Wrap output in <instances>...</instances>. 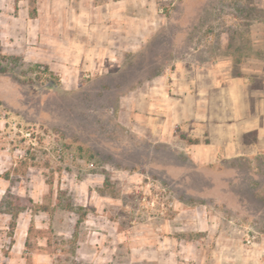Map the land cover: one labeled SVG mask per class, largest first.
I'll use <instances>...</instances> for the list:
<instances>
[{
  "label": "rangeland",
  "instance_id": "rangeland-1",
  "mask_svg": "<svg viewBox=\"0 0 264 264\" xmlns=\"http://www.w3.org/2000/svg\"><path fill=\"white\" fill-rule=\"evenodd\" d=\"M37 2L0 0V17L34 16ZM156 26L144 49L125 53L106 76L84 77L76 87L45 64L35 68L25 60L26 65L0 73V264H171L164 255L136 262V232L149 233L146 225L136 226L149 220L163 228L182 209L207 208L223 230L242 233L236 221H249L257 232L255 244L264 246V165L210 166L207 178L181 172L182 166H194L182 154L136 138V113L130 109L138 104L134 91L176 71L198 48L204 49L196 53L203 62L218 53L264 60V0H158ZM222 42H230V48L220 50ZM27 130L35 131V140L23 137ZM58 146L74 159L59 160ZM148 179L173 191L176 210L166 218L143 208L140 187ZM79 187L97 190L94 204L82 206ZM60 193H66L63 206ZM10 195L46 210L28 207L12 229V217L1 211ZM213 196H237L249 209L233 213L218 206L219 199L201 198ZM68 203L74 211L64 209ZM117 234L127 239L117 242Z\"/></svg>",
  "mask_w": 264,
  "mask_h": 264
},
{
  "label": "crops",
  "instance_id": "crops-1",
  "mask_svg": "<svg viewBox=\"0 0 264 264\" xmlns=\"http://www.w3.org/2000/svg\"><path fill=\"white\" fill-rule=\"evenodd\" d=\"M157 1L38 0L34 16L0 17V41L9 54L45 64L76 87L84 77L106 76L110 67L121 64L125 53L144 49L157 33ZM230 45L222 42L220 50ZM198 51L189 53L176 71L133 92L138 98V104L130 106L136 113V138L146 137L153 148L165 146L184 155L194 170L182 166L180 171L206 178L210 166L237 161L264 165L263 58L218 53L203 62L196 57ZM176 140L181 144L176 145ZM75 192L85 208L95 203L98 194L81 187ZM201 198L219 199L218 206L224 204L233 213L249 209L237 196ZM216 219L205 208L182 209L163 228L149 220L137 222L136 228L146 225L149 233L136 232V262L164 255L171 264H264L262 244L246 246L244 232L219 229ZM116 238L117 242L127 239L122 234Z\"/></svg>",
  "mask_w": 264,
  "mask_h": 264
},
{
  "label": "built area",
  "instance_id": "built-area-1",
  "mask_svg": "<svg viewBox=\"0 0 264 264\" xmlns=\"http://www.w3.org/2000/svg\"><path fill=\"white\" fill-rule=\"evenodd\" d=\"M33 130L23 132V137L29 141L35 140ZM69 156V159H74L73 155H65L62 147L58 146L57 157L62 160ZM89 169H94V163L87 165ZM142 195L141 203L144 209H151L156 212L158 217L166 218L169 213L176 210V199L173 191L167 186H161L157 181L148 179L147 183L140 187ZM239 227L242 228L245 235V244L248 247L255 245L257 240V232L254 230L253 225L245 224L243 220L236 221Z\"/></svg>",
  "mask_w": 264,
  "mask_h": 264
},
{
  "label": "trees",
  "instance_id": "trees-1",
  "mask_svg": "<svg viewBox=\"0 0 264 264\" xmlns=\"http://www.w3.org/2000/svg\"><path fill=\"white\" fill-rule=\"evenodd\" d=\"M11 65H26L24 58L21 56H14V55H6L3 53L2 50V46L0 43V73H7L10 69ZM34 67L36 68H41L43 67L42 65H34ZM48 71L49 68L45 67ZM185 138V137H183ZM190 143H195L197 142V140H188ZM66 193H60L59 198H58V205L59 206H63L61 204V200L62 197L61 196H65ZM39 208L40 210H46L45 207L42 206H34L32 200L30 199H26V198H22V197H16V196H8L6 199H4L2 201L1 204V211L5 214H8L12 217V222L10 224L12 229L16 228L17 225V219L19 217V215L25 211L27 208ZM65 210L67 211H74V205L71 203H68L67 205H65L64 207Z\"/></svg>",
  "mask_w": 264,
  "mask_h": 264
}]
</instances>
